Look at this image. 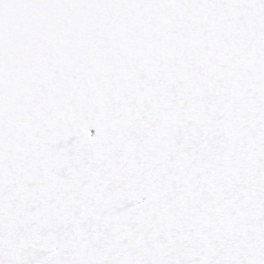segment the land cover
I'll return each instance as SVG.
<instances>
[{"label":"snow or ice","instance_id":"obj_1","mask_svg":"<svg viewBox=\"0 0 264 264\" xmlns=\"http://www.w3.org/2000/svg\"><path fill=\"white\" fill-rule=\"evenodd\" d=\"M0 264H264V0H0Z\"/></svg>","mask_w":264,"mask_h":264}]
</instances>
